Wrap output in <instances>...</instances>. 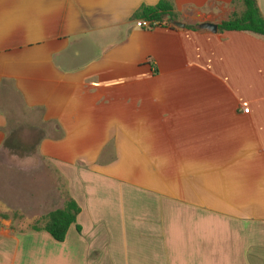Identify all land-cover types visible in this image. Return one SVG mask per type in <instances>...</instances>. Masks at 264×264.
<instances>
[{
    "label": "crops",
    "instance_id": "obj_1",
    "mask_svg": "<svg viewBox=\"0 0 264 264\" xmlns=\"http://www.w3.org/2000/svg\"><path fill=\"white\" fill-rule=\"evenodd\" d=\"M162 1L0 0V152L39 168L0 202V264H264V35L200 29L241 0L138 28ZM69 200L64 242L11 214Z\"/></svg>",
    "mask_w": 264,
    "mask_h": 264
},
{
    "label": "trees",
    "instance_id": "obj_2",
    "mask_svg": "<svg viewBox=\"0 0 264 264\" xmlns=\"http://www.w3.org/2000/svg\"><path fill=\"white\" fill-rule=\"evenodd\" d=\"M245 5L243 14H235L229 21L220 25V31H250L264 35V18L258 8L256 0H241ZM146 19H168L174 17L171 0H163L155 7H144L138 14ZM173 23V19L168 20ZM80 208L75 201L69 200L63 209L53 211L43 216L33 225V230H43L56 241L64 242L73 224L77 222ZM7 218L6 216H4Z\"/></svg>",
    "mask_w": 264,
    "mask_h": 264
},
{
    "label": "rangeland",
    "instance_id": "obj_3",
    "mask_svg": "<svg viewBox=\"0 0 264 264\" xmlns=\"http://www.w3.org/2000/svg\"><path fill=\"white\" fill-rule=\"evenodd\" d=\"M34 139H36L35 136L32 137L31 144L36 142ZM11 154L15 153L0 152V202L6 203L10 199L9 202L17 206V204L23 203V197H37L39 190V168L32 166L23 169L19 164H17V167L16 165L11 167L12 161L15 163L26 160L23 153L15 158ZM19 211L11 209V214H15L16 218H20V222L23 223H21V226L19 224V229L32 228L40 219L35 216H31L30 219L26 216H20L18 214L20 213Z\"/></svg>",
    "mask_w": 264,
    "mask_h": 264
},
{
    "label": "built area",
    "instance_id": "obj_4",
    "mask_svg": "<svg viewBox=\"0 0 264 264\" xmlns=\"http://www.w3.org/2000/svg\"><path fill=\"white\" fill-rule=\"evenodd\" d=\"M172 23L167 19H142L137 22V27L144 30H154L160 27H169Z\"/></svg>",
    "mask_w": 264,
    "mask_h": 264
},
{
    "label": "water",
    "instance_id": "obj_5",
    "mask_svg": "<svg viewBox=\"0 0 264 264\" xmlns=\"http://www.w3.org/2000/svg\"><path fill=\"white\" fill-rule=\"evenodd\" d=\"M169 19H172V17L169 16ZM174 24L178 28H185V24H183L181 22H175ZM200 29L207 31L209 33L216 34L219 31V26L216 24H212V23H206V24L201 25Z\"/></svg>",
    "mask_w": 264,
    "mask_h": 264
}]
</instances>
